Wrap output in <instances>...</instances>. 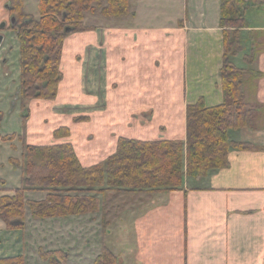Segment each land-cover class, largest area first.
Instances as JSON below:
<instances>
[{"label": "crops", "instance_id": "0c3cea01", "mask_svg": "<svg viewBox=\"0 0 264 264\" xmlns=\"http://www.w3.org/2000/svg\"><path fill=\"white\" fill-rule=\"evenodd\" d=\"M130 1L134 15L88 13L84 22L93 28L65 39L56 99L29 100L24 129L15 132L21 138L0 139L11 153L0 195L22 183L20 162L11 158L22 160L24 145L70 143L83 167H92L117 152L120 138L186 141L188 105L223 103L222 0ZM248 3L243 48L232 61L246 70V100L261 109L257 128L231 130L230 142L257 149L230 147L228 167L185 175L177 190L108 188L95 194L96 212L36 219L27 207L23 229L0 219V259L51 264L43 249L65 252L66 264H94L108 247L121 264H264V0ZM64 127L69 133L56 137ZM47 195L30 190L26 200Z\"/></svg>", "mask_w": 264, "mask_h": 264}, {"label": "trees", "instance_id": "16d2710c", "mask_svg": "<svg viewBox=\"0 0 264 264\" xmlns=\"http://www.w3.org/2000/svg\"><path fill=\"white\" fill-rule=\"evenodd\" d=\"M248 7V0H222L224 101L208 107L205 99L200 98L188 105L186 141L120 138L114 155L87 168L80 163L70 143L25 145L22 183L13 194L0 196V219L7 227L23 229L27 207L36 219L99 211L100 200L95 194H103L108 188L177 190L182 188L185 175L206 177L211 171L228 167L230 147L257 149L248 142H230L231 130L257 128L261 109L246 100V70L232 61L243 48L240 30L246 26ZM39 8V18L25 13L24 0L15 1L13 9L20 18L14 29L21 46L19 97L23 103L32 99H56L62 80L60 64L64 41L71 34L93 28L85 24L86 14H101L106 18L135 14L130 0H39ZM27 118L28 115L25 120ZM68 133L69 129L64 127L55 131V136ZM15 137L16 134L0 136L3 140ZM30 190L47 192V198L26 200ZM40 256L51 264H66L67 256L62 251L40 249ZM0 264H26V257L0 259ZM94 264L121 262L108 247H103Z\"/></svg>", "mask_w": 264, "mask_h": 264}, {"label": "rangeland", "instance_id": "374dc122", "mask_svg": "<svg viewBox=\"0 0 264 264\" xmlns=\"http://www.w3.org/2000/svg\"><path fill=\"white\" fill-rule=\"evenodd\" d=\"M24 9L26 14L35 18L40 17L39 0H24ZM4 10L6 11V9ZM98 20H102V18H99ZM3 34L4 42L0 47V132L2 134H16V137L13 140L0 139L5 142H12L15 139L21 138L15 132L20 133L24 129L26 123L25 116L28 115V101L26 100L23 103V100L19 98L21 46L16 37L17 33L7 27ZM23 105L25 106V110ZM0 136L2 135L0 134ZM3 141H0V144H3ZM9 152L3 145H0V174L2 176L9 173L6 166L7 164L5 165V162L9 161V154H11ZM11 162L15 165L20 162L21 167H19L22 168L24 157H22V160L11 158ZM0 190L4 192L8 189L5 188V184H3ZM2 195H8V193L1 194L0 196ZM104 228H106L105 223ZM100 234L101 233L99 232L98 234L93 235L96 245H99L102 240L99 236ZM62 258L63 260L65 259L64 255L61 256V259Z\"/></svg>", "mask_w": 264, "mask_h": 264}, {"label": "flooded vegetation", "instance_id": "af4514ba", "mask_svg": "<svg viewBox=\"0 0 264 264\" xmlns=\"http://www.w3.org/2000/svg\"><path fill=\"white\" fill-rule=\"evenodd\" d=\"M15 1H17V0H7L3 5L4 9H6V11L8 12V15L6 18H3V19L0 18V34H2V35H4L3 32L5 31V29L7 27L9 29H12L13 31H15L14 27L19 25V23H20V20H19L20 18L18 16V14L13 13V9L15 7ZM24 11H25V9H24ZM3 23H6L5 27H1V24H3ZM16 33H17V31H16ZM16 37H17V40L20 44L18 34H16Z\"/></svg>", "mask_w": 264, "mask_h": 264}, {"label": "water", "instance_id": "95a60500", "mask_svg": "<svg viewBox=\"0 0 264 264\" xmlns=\"http://www.w3.org/2000/svg\"><path fill=\"white\" fill-rule=\"evenodd\" d=\"M5 26H6V23L1 24V27H5ZM3 41H4V35L0 34V47L2 46Z\"/></svg>", "mask_w": 264, "mask_h": 264}]
</instances>
